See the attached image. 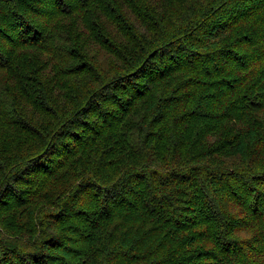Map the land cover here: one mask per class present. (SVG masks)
<instances>
[{
	"label": "trees",
	"instance_id": "trees-1",
	"mask_svg": "<svg viewBox=\"0 0 264 264\" xmlns=\"http://www.w3.org/2000/svg\"><path fill=\"white\" fill-rule=\"evenodd\" d=\"M0 264H264V0H0Z\"/></svg>",
	"mask_w": 264,
	"mask_h": 264
}]
</instances>
